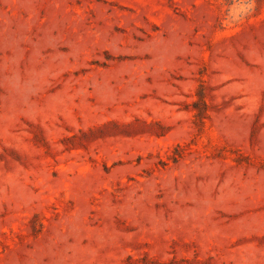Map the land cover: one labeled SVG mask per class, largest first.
I'll use <instances>...</instances> for the list:
<instances>
[{
  "label": "rangeland",
  "instance_id": "obj_1",
  "mask_svg": "<svg viewBox=\"0 0 264 264\" xmlns=\"http://www.w3.org/2000/svg\"><path fill=\"white\" fill-rule=\"evenodd\" d=\"M0 264H264V0H0Z\"/></svg>",
  "mask_w": 264,
  "mask_h": 264
}]
</instances>
